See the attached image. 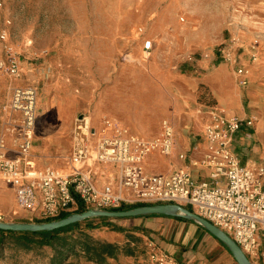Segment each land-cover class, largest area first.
Segmentation results:
<instances>
[{
    "label": "rangeland",
    "instance_id": "rangeland-1",
    "mask_svg": "<svg viewBox=\"0 0 264 264\" xmlns=\"http://www.w3.org/2000/svg\"><path fill=\"white\" fill-rule=\"evenodd\" d=\"M0 30L7 34L0 48L6 44L20 61L19 85L37 90L35 136L44 131L46 122L60 120L66 113L70 117L73 111L72 130L84 116L99 131L105 117L136 135L154 136L167 120L176 142L193 137L198 142L203 140L199 110L217 103L211 91L215 77L227 76L233 89H241L239 66L248 70L250 84L264 78V0H0ZM233 37L239 40L241 65L224 61L217 53ZM144 40L152 42L149 52L142 50ZM256 40L260 54L253 62L250 45ZM246 92L241 89L246 118H253L255 124L247 131L253 132L261 122L256 152L264 154V100L251 102ZM7 93L3 86L0 104ZM47 106L53 109L46 110ZM68 154H56L51 166L64 168ZM257 161L264 165V157ZM133 204L137 203L122 206ZM77 206L70 212L78 213ZM37 220L34 212L16 205L12 189L0 181V222ZM134 221L92 217L87 223L95 228L83 222L66 233L77 236L82 231L117 244V256L103 263L89 261L78 245L75 254L58 255L51 246L24 248L6 236L0 264H150L149 253L155 246L147 244L148 230ZM192 247L201 251L197 261L237 264L203 229Z\"/></svg>",
    "mask_w": 264,
    "mask_h": 264
},
{
    "label": "built area",
    "instance_id": "built-area-1",
    "mask_svg": "<svg viewBox=\"0 0 264 264\" xmlns=\"http://www.w3.org/2000/svg\"><path fill=\"white\" fill-rule=\"evenodd\" d=\"M7 34L0 30V42ZM239 40L232 38L217 49L224 61L240 64ZM151 40H144L149 51ZM255 62L260 50L250 45ZM241 65V64H240ZM248 70L237 68L240 85L248 82ZM0 74L10 79L22 75L20 61L9 46L0 48ZM37 90L13 85L1 106L0 181L13 191L18 207L39 219L70 212L80 201L85 208L116 210L127 203H176L227 233L254 263L264 261V165L242 163L233 149L235 135L253 125V118L229 116L216 106L200 109L205 115L203 135L207 152L193 162L208 170L207 180H195L189 167L167 174H148L146 157L155 151L169 156L174 148V129L163 120L158 134L144 138L103 118V128L90 127L86 117L75 122L72 146L65 167L39 168L32 157L35 137ZM108 166L114 170H106ZM222 182V184H220ZM150 264H185L167 252L153 248Z\"/></svg>",
    "mask_w": 264,
    "mask_h": 264
},
{
    "label": "crops",
    "instance_id": "crops-1",
    "mask_svg": "<svg viewBox=\"0 0 264 264\" xmlns=\"http://www.w3.org/2000/svg\"><path fill=\"white\" fill-rule=\"evenodd\" d=\"M128 65V68H130L131 64ZM221 68L227 69L228 65L221 64ZM252 69L253 67L251 70ZM257 76L261 77L262 75L257 73ZM261 79L262 80L258 81V84H250L249 77L245 86H242L238 83L241 89H246V97L249 98L250 101H254L255 98L264 100V78ZM20 83H22L21 78L20 80H13L3 74H0V89H2L3 86H6L7 90L9 91L10 87L15 84L19 85ZM212 85L211 91L217 103L216 105L211 106H216L223 109L224 112L229 116H237L239 118L247 117L248 113L244 109L242 103L241 89H233L231 83L229 84L227 76L224 79H222L220 76L215 77L213 79ZM5 100H3V102ZM3 102L0 104V113ZM48 109L52 110L53 106H47L46 110ZM59 110L62 111L63 108H60ZM254 111L255 110L252 109L249 112ZM55 113L60 112L56 111ZM74 114L75 112L73 113V111H71L70 117H73ZM60 116L61 114L59 117ZM70 117L68 116V113H66L64 116H61L60 120L46 122L48 126H44V131L34 137L31 154L36 162L37 167L44 168L46 166H51V164L54 162V159L57 157L56 154L63 153L65 151L70 153L72 146L71 133L73 120L72 118V120L69 121ZM200 118L202 119L201 123L202 127L204 128L205 115L200 114ZM69 122L71 124L70 127ZM254 126L255 124L253 123V125L248 128L253 129ZM259 127L262 128L261 122H259L253 132H248V128L242 126V128L235 135L233 149L239 156L242 163L258 162V159L261 160L264 157L263 153L256 152L257 147L259 146L257 138H260L261 136L259 134ZM131 133L136 134V132ZM139 136L144 138L152 137L144 135ZM176 140L177 138L175 134L174 148L172 154L169 157L163 156L157 151L150 153L144 162L145 171L148 174H167L182 167H189L195 180H207L209 176L208 170L202 166L193 164V162L200 160L208 150L204 135L203 140H198V142L194 137L193 139L181 138L178 142H176ZM106 170H114V168L108 166ZM220 184H222V182ZM132 218L135 219L134 222H136L137 225L143 226L142 230H148L145 235L143 234L146 236V239L149 240L147 242L148 245H153L158 250L169 253L185 264H205L204 262L197 261L201 256V254L199 255L200 250H196L192 247L195 240L201 236L202 229L199 228L197 224L194 223L197 225L195 226L193 222L180 220L171 216L129 217V219ZM260 263L261 262H258L256 264ZM262 264H264V262Z\"/></svg>",
    "mask_w": 264,
    "mask_h": 264
},
{
    "label": "water",
    "instance_id": "water-1",
    "mask_svg": "<svg viewBox=\"0 0 264 264\" xmlns=\"http://www.w3.org/2000/svg\"><path fill=\"white\" fill-rule=\"evenodd\" d=\"M81 116H79L80 118ZM148 215H164L171 217H180L193 221L201 228L207 231L211 236L220 241L230 252L232 258L237 264H253L245 255L236 242L224 231L213 225L211 222L201 217L194 211H191L176 203H159L147 204L119 210H103L89 208L82 212L71 213L66 217L55 219L47 222L30 223V222H0V230L12 231H50L57 228L65 227L75 222H79L92 217L108 218H129Z\"/></svg>",
    "mask_w": 264,
    "mask_h": 264
},
{
    "label": "trees",
    "instance_id": "trees-1",
    "mask_svg": "<svg viewBox=\"0 0 264 264\" xmlns=\"http://www.w3.org/2000/svg\"><path fill=\"white\" fill-rule=\"evenodd\" d=\"M77 204L78 206L76 208V211L74 212H82L86 210V208L83 206V204L80 201H78ZM144 204L145 203H137V204H133L127 207L120 206L117 209L118 210L128 209L131 207L140 206ZM187 208L191 210L190 207H187ZM70 213L71 212H61L55 218L40 219V220H37V222H41V221L46 222V221H51L55 219H60V218L66 217ZM148 216H164V215H148ZM137 217H142V216H137ZM100 218L103 220L109 219L108 217H100ZM174 218L184 220V221H190V220L183 219L180 217H174ZM111 219H119V218H111ZM89 220L90 218L79 221V222H75L65 227L50 230V231L28 232V231L0 230V249L4 246L5 237L8 236V237H14L16 243L21 245L24 248H30L32 246H37V245L51 246L54 249H56L58 255H63V253L66 255L68 254L73 255L77 251L75 249L76 247L75 245H78V248L83 253V255H85V257L89 261H93L95 263H103L105 262L106 258H115L119 251V246L115 243H110V242H105V241L94 239L92 238V236L82 231H80L79 235L77 236L72 235V234L71 235L66 234V233L71 232L73 229L79 227L83 222H86V223L89 222ZM190 222H193V221H190ZM87 225H88L87 227L89 228L96 227V226H93L91 223H87ZM221 245L228 251V249L222 243ZM228 253L230 254L229 251Z\"/></svg>",
    "mask_w": 264,
    "mask_h": 264
}]
</instances>
